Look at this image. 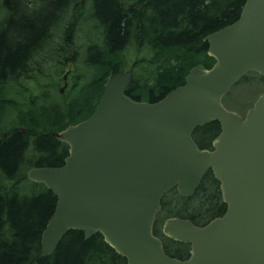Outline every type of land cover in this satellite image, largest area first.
Listing matches in <instances>:
<instances>
[{
    "label": "water",
    "instance_id": "water-1",
    "mask_svg": "<svg viewBox=\"0 0 264 264\" xmlns=\"http://www.w3.org/2000/svg\"><path fill=\"white\" fill-rule=\"evenodd\" d=\"M203 40L214 64L192 67L161 99H131L132 70L118 73L88 118L54 133L68 146L62 165L26 173L56 198L41 255L79 230L100 233L126 264H264V93L244 117L221 102L247 72L264 77V0H245L236 20ZM213 121L220 131L200 149L193 131ZM208 170L225 212L203 226L167 218L163 235L190 245L188 259L171 257L153 234L160 201L173 188L193 195Z\"/></svg>",
    "mask_w": 264,
    "mask_h": 264
},
{
    "label": "trees",
    "instance_id": "trees-1",
    "mask_svg": "<svg viewBox=\"0 0 264 264\" xmlns=\"http://www.w3.org/2000/svg\"><path fill=\"white\" fill-rule=\"evenodd\" d=\"M70 1L39 0L33 10L18 13L19 19L15 26L12 25L13 9L2 12H7L4 31L9 29L14 37L11 43L4 32H0V83H6L4 89L9 92H6L4 101L0 97V107H10L15 120L5 124L3 133L0 129V264H126V260L104 242L100 233L86 239L79 230L66 233L51 255H41V233L54 211L56 198L44 185L28 181L26 172L33 166L57 167L63 163L68 148L56 140L53 133L87 118L93 112L104 84L124 69V60L118 59L117 55L128 46L131 38H136L134 47L137 49L142 45L152 48L156 59L149 63L145 81L141 85L137 86V80L133 77L126 95L143 100L140 93L150 80L154 87L150 88L145 100L155 102L169 90L181 85L194 65L203 64L209 68L213 64L214 60L207 55V43L203 38L236 20L245 2L92 0V16L101 28V41L88 45L85 48L86 58L81 61L90 74V80L82 82L77 76H72L71 91L74 95L69 102L58 100L56 103L51 99L47 105L37 107L33 105L37 98L28 94L30 97L26 96L25 87L16 93V86H9L8 81H17V72L26 68L24 62L29 63L33 55L39 53L44 41L50 38L51 25L60 26L58 22L65 21L60 20L58 15L64 10L67 15L71 12ZM33 12H38L37 20L28 18ZM77 15L80 16V13ZM76 19L66 23L69 25L65 30L67 39L72 37L70 31L75 28ZM165 50L172 52L174 58L165 55ZM179 51L183 61L175 53ZM163 57L166 59L165 64L160 63ZM65 59L62 64L74 60L72 56ZM139 63L136 60L132 66ZM6 72L9 74L4 75ZM2 77H5L4 81ZM163 82L169 83L162 85ZM3 86L0 84V87ZM45 87L47 91L52 88L53 93L48 92L45 96L43 93L42 99L59 96L57 85L53 82ZM51 102L57 105L53 106ZM219 130L218 122H210L195 130L194 139L200 148L208 147ZM21 167L23 169L20 171ZM26 186L32 190H29V194L24 190ZM169 195H172L169 200L172 204L166 201ZM224 207L219 184L211 171H207L193 196L182 198L174 189L162 198L154 234L161 236V224L169 216L188 218L200 225L220 215ZM164 242L165 250L170 255L173 252L168 250L166 243L179 247L174 250L177 255H183L188 248L187 244H175L167 239Z\"/></svg>",
    "mask_w": 264,
    "mask_h": 264
},
{
    "label": "rangeland",
    "instance_id": "rangeland-1",
    "mask_svg": "<svg viewBox=\"0 0 264 264\" xmlns=\"http://www.w3.org/2000/svg\"><path fill=\"white\" fill-rule=\"evenodd\" d=\"M70 3L72 4L71 12L68 15L65 14V10L63 11V13H60L58 15L60 20L64 19L65 21L58 22V23H60L59 25L62 28L67 30L69 27V25H67L68 24L67 21L71 23L72 21H74L75 18H79L81 20L84 19L85 22L83 23V25L79 24L74 28L75 31L77 32L74 35L75 44L68 45V46L65 45V47L58 50V52L52 50L51 47L50 48L41 47L40 48L41 50L39 51V53H36L35 55H33L29 63L28 61L24 62V66L27 69L38 70L39 73H42V75L38 77L36 76L34 77L35 80L32 85L29 83L26 86H24L26 88V96L28 95L33 96V97L35 96L37 98L35 100L37 102H41L42 105H47L48 102L51 101V99L52 101H55L56 103L58 100L63 103V100L65 98V102L66 101L69 102L70 99H72L74 95V92L71 91L72 83H73L72 78H71L72 76H77L78 77L77 79L81 80L82 82L83 81L86 82L90 80V74L88 70L83 67V64H81V61L83 60V56L84 58H86V56L84 55V53H86L85 52L86 46L83 45L86 40L84 41L83 35L87 37V41L89 40L88 45H91L92 42L94 41L96 42L97 40H99V42L101 41V34H100L101 28L99 24L96 23L95 20L89 21L88 9L85 8V5L83 6L82 3H80V0H75L74 2L73 0H71ZM70 3L68 2V4ZM76 13L77 14L80 13V16L79 15L76 16ZM38 15L39 14H32V16L30 17L34 20H37ZM95 25L98 27L95 28ZM59 33L61 32L56 29L53 31L52 33L53 40H57V36L59 35ZM74 48H76L79 52V54L76 53V55H78L77 60L76 61L73 60V62L62 64V62L66 60L65 59L66 57L74 55V52H73ZM175 53H177L178 55L177 57L183 61V59H181L183 57L182 53L180 54V51L175 52ZM164 54L170 58H174L173 53L170 51L167 52L165 50ZM117 58L118 59L122 58L124 60L123 68L125 70L128 69V67H130V65L133 64L134 61L137 60L138 62H140L133 69V77L135 78V80H137V86H139L141 85V82L145 81V76L147 75V68L149 66V63L155 62L156 56H155L153 49L148 47L147 45H142L138 49L134 47V45H128L125 49L119 52V55H117ZM163 58L164 59H162L160 63L165 64L166 59L165 57ZM30 71L31 72L29 73H32V70ZM65 76H66L67 86L65 85V81H64ZM19 81H21V79L17 81L16 80L8 81L9 86H12V87L16 86L15 88L16 93L19 92L20 90ZM52 82L57 85V92L59 96L53 95L52 97L49 98V100L48 98H45V97H44L45 99H42L43 93H44V96L45 94H48V92L53 93L52 88L49 91H47V87H45L46 85ZM168 83L169 82H163L162 85H166ZM0 84L4 85L3 87L5 88L6 83L5 84L0 83ZM151 87H154V83L149 80V85L145 87V89H143L140 93L142 94L143 100L146 99ZM60 89H63L62 94H60L59 92ZM153 92L155 93V89ZM263 92H264V78L260 77L255 72H250L246 74L243 79H241L236 85H234L228 91L227 94L223 96L222 103L227 109L233 112H236L240 116H244L246 111L253 106L256 99ZM38 96H40L41 98H38ZM44 101L47 103H45ZM51 105L54 106L57 104H55L54 102H51ZM31 107L32 105L29 106V109ZM81 115L84 116L82 112H81ZM12 120H15V118L11 112L10 107L0 108V129L2 133L6 129L5 124L9 123ZM16 126L17 125H13V127H16ZM22 167L20 168V171L21 169H23ZM24 190L27 191V193L29 192V190L30 192L32 191L30 189V186H26ZM171 196L172 195H169L166 198V201L168 203L171 201L170 200L172 198ZM169 204H172V203H169ZM180 208H182V206H180Z\"/></svg>",
    "mask_w": 264,
    "mask_h": 264
},
{
    "label": "bare ground",
    "instance_id": "bare-ground-1",
    "mask_svg": "<svg viewBox=\"0 0 264 264\" xmlns=\"http://www.w3.org/2000/svg\"><path fill=\"white\" fill-rule=\"evenodd\" d=\"M38 2H39V0H0V32H4V34H5L4 36L7 38L8 41H11V43H12L14 36H13V33L9 29L7 31H4V30H6V24H4V22H6L5 13H7V12H5L3 14H2V12L5 11V10L9 11L10 9H13V17H12L13 24L12 25L15 26L17 24L16 21L19 19V14L18 13L26 11V10H29V9L33 10L36 7V5L38 4ZM80 2L82 3L83 6L85 5V8L88 9L89 21L95 20L93 18V16H92V12L94 11V6H93V3H92V0H80ZM126 3H129V2H126ZM12 5H13V8H12ZM32 14H38V12H33ZM28 18H30V15L28 16ZM84 22H85L84 19H82V20L81 19H76L75 20L76 26L79 25V24L83 25ZM96 23H97V21H96ZM97 27L98 26L95 25V28H97ZM50 28H51L50 29V38H49L50 40L44 41L43 48H47V47L50 48L51 47L52 50L58 52V50H60L63 47H65V45L68 46V44H75L74 35L77 33L75 31V29L70 31L72 33L71 39H67L68 38V34L66 33L65 29L62 28L61 26H58V25L53 26V25H51ZM55 29L61 32L57 36V40H53V35H52V33H53V31ZM55 32H57V31H55ZM62 32H63V34H62ZM83 36H84L83 37L84 41L86 40L83 45L88 47V41L89 40L87 41V37L85 35H83ZM93 41H94V39H93ZM134 43H136V38H131V40L129 41L128 45H134ZM93 44H95V41L92 42V45ZM73 52H74L73 58H74V60H77L78 55H76V53L79 54V52H78V50L76 48H74ZM84 55L86 56V53H84ZM83 59H84V56H83ZM29 70H32V73H29V72H31ZM33 71H34V73H33ZM8 74H7V72L4 73V75H8ZM40 75H42V73H39L38 70H33V69L25 68L23 71H20V72L18 71L17 72V76H18L17 79L18 80L21 79V81H19V88H23L24 86H26L29 83L32 85L34 80H35L34 77L35 76H40ZM2 78H3V81H4L5 77H2ZM6 92H8V91L7 90L5 91L4 87H0V97H1L2 101H4V96L6 95ZM48 100H49V98H48ZM45 103H47V102H45ZM48 103H50V101ZM33 105L38 107V106H40L42 104H41V102H36ZM0 108H5V106H2ZM21 130L23 131V128H21Z\"/></svg>",
    "mask_w": 264,
    "mask_h": 264
},
{
    "label": "flooded vegetation",
    "instance_id": "flooded-vegetation-1",
    "mask_svg": "<svg viewBox=\"0 0 264 264\" xmlns=\"http://www.w3.org/2000/svg\"><path fill=\"white\" fill-rule=\"evenodd\" d=\"M65 80H66V77H65ZM224 211V210H223ZM222 211V212H223ZM222 212H221V214H222ZM170 241H172V240H170ZM172 242H174L175 244L176 243H178V242H175V241H172ZM175 248H179V247H175V245L174 244H171V243H169V248H168V250L169 251H171V252H173V257H176V258H179V259H187L188 257H189V250L188 249H186L185 251H184V253L185 254H183V255H180V253H179V255H177V253H175ZM183 251H181V253H182Z\"/></svg>",
    "mask_w": 264,
    "mask_h": 264
}]
</instances>
